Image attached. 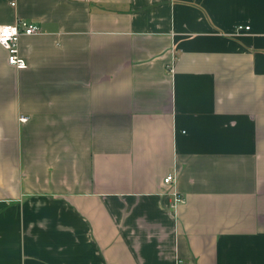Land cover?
<instances>
[{
  "label": "crops",
  "instance_id": "obj_1",
  "mask_svg": "<svg viewBox=\"0 0 264 264\" xmlns=\"http://www.w3.org/2000/svg\"><path fill=\"white\" fill-rule=\"evenodd\" d=\"M23 20L0 264H264V0H0Z\"/></svg>",
  "mask_w": 264,
  "mask_h": 264
},
{
  "label": "built area",
  "instance_id": "obj_2",
  "mask_svg": "<svg viewBox=\"0 0 264 264\" xmlns=\"http://www.w3.org/2000/svg\"><path fill=\"white\" fill-rule=\"evenodd\" d=\"M238 33L249 32V27L239 26L237 27ZM40 32V27L37 24L28 21H18L14 24L1 25L0 24V44L8 52L9 64L18 68L24 69L27 67L26 60L21 56L19 50V40L22 35H32ZM27 118H23L26 121ZM175 180L173 175L167 176L165 179L166 184H172ZM185 202L181 196H176L175 203Z\"/></svg>",
  "mask_w": 264,
  "mask_h": 264
}]
</instances>
